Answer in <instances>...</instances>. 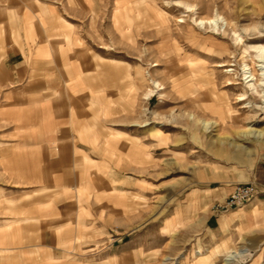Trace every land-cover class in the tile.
<instances>
[{
	"label": "crops",
	"instance_id": "crops-1",
	"mask_svg": "<svg viewBox=\"0 0 264 264\" xmlns=\"http://www.w3.org/2000/svg\"><path fill=\"white\" fill-rule=\"evenodd\" d=\"M133 4L0 0V264H68L91 231L105 237L118 225L129 233L138 222L130 211H139L132 195L141 193L131 115L139 96L137 85L125 84L134 75L118 51ZM113 19L117 26H108ZM228 179L196 189L201 195L182 227L217 239L227 233L223 242L238 230L264 229V168L244 183ZM253 181L252 201L229 214L211 211L237 185ZM172 220L165 219V235ZM224 220L231 223L226 230ZM106 252L96 256L99 264L120 257Z\"/></svg>",
	"mask_w": 264,
	"mask_h": 264
},
{
	"label": "rangeland",
	"instance_id": "rangeland-1",
	"mask_svg": "<svg viewBox=\"0 0 264 264\" xmlns=\"http://www.w3.org/2000/svg\"><path fill=\"white\" fill-rule=\"evenodd\" d=\"M132 1V24L123 25L118 51L125 72L134 75L125 84L137 85L139 96L131 115L140 144L141 193L132 195L139 211H130L139 220L129 233L118 225L105 237L91 231L79 239L68 264H89L87 258L99 264L96 256L106 251L120 257L102 264H264L261 227L238 230V237L223 242L227 233L219 239L204 229L194 234L180 222L201 195L197 188L223 185L229 177L244 183L264 168V59L257 58L264 46V0ZM105 22L117 26L115 19ZM108 46L113 48L110 39ZM213 103L223 107L220 114L203 110ZM247 184L258 189L256 181ZM216 205L213 213L228 212Z\"/></svg>",
	"mask_w": 264,
	"mask_h": 264
},
{
	"label": "built area",
	"instance_id": "built-area-1",
	"mask_svg": "<svg viewBox=\"0 0 264 264\" xmlns=\"http://www.w3.org/2000/svg\"><path fill=\"white\" fill-rule=\"evenodd\" d=\"M258 194V189L253 184L237 185L225 199L224 203H218L215 208L220 211H229L240 208L252 201Z\"/></svg>",
	"mask_w": 264,
	"mask_h": 264
},
{
	"label": "bare ground",
	"instance_id": "bare-ground-1",
	"mask_svg": "<svg viewBox=\"0 0 264 264\" xmlns=\"http://www.w3.org/2000/svg\"><path fill=\"white\" fill-rule=\"evenodd\" d=\"M205 20H203V19H200V24H204L205 22H204ZM214 22V20H211V19H208V20H206V23H208V24H211V23H213ZM233 29V28H232ZM257 58H259V59H264V46H262L261 48H258V57ZM224 65V64H223ZM219 67H222V65H218ZM262 70H264V68H262ZM262 76H264V75H262ZM250 77H252V73H250V75L247 77V78H250ZM249 82H252V79L251 80H249L248 81V83ZM155 85L157 86V84L155 83ZM249 86L250 87H254L255 85H254V83H251V84H249ZM151 95V94H150ZM242 100V99H241ZM222 109H223V107L220 105V104H218V103H213V104H211V105H208V106H203V110H209V111H213V112H216L217 114H220L221 113V111H222ZM227 110V109H226ZM261 110H264V108H261ZM189 118H193V116L192 115H190L189 116ZM204 124L203 125H208V121L207 120H203L202 121ZM233 253H235V252H232V254ZM229 257H231V255L230 256H228V258ZM227 261V260H226Z\"/></svg>",
	"mask_w": 264,
	"mask_h": 264
}]
</instances>
